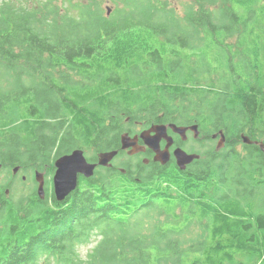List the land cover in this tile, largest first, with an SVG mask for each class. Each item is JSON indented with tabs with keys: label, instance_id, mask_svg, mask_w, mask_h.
<instances>
[{
	"label": "trees",
	"instance_id": "obj_1",
	"mask_svg": "<svg viewBox=\"0 0 264 264\" xmlns=\"http://www.w3.org/2000/svg\"><path fill=\"white\" fill-rule=\"evenodd\" d=\"M52 1L67 4L65 12L50 9ZM193 1L198 7L178 14L164 0H121L108 17L99 0H48L44 14L0 3L1 167L17 166L14 157L41 167L79 148L76 141L96 154L118 150L122 119L141 113L147 124L204 127L191 107L200 105L211 111L205 118L212 130L224 133L230 169L239 175L253 169L254 148L244 144V157L233 148L241 134L252 138L257 122L264 132V118H258L264 116V0ZM233 36L238 38L231 45ZM153 49L151 67L142 55ZM145 64L150 82H135ZM66 71L81 81H70ZM201 74L206 84L197 80ZM94 78L114 85L101 94L80 84ZM178 100L191 108L186 111ZM217 105L226 111L222 120L213 116ZM203 156L187 172L170 163L151 166L149 185L129 168L116 173L130 181L113 184L112 171L96 178V170L92 178H79L62 202L52 192L48 206L34 193L22 214L0 192V264H262L264 208L255 212L248 195L212 190L221 174L216 157ZM91 159L96 162V155ZM247 181L253 192L259 182L251 170ZM152 214L167 221L151 224ZM195 225L202 227L193 235L188 231ZM184 234L196 239H178ZM93 237L99 241L82 259L78 248Z\"/></svg>",
	"mask_w": 264,
	"mask_h": 264
},
{
	"label": "rangeland",
	"instance_id": "obj_2",
	"mask_svg": "<svg viewBox=\"0 0 264 264\" xmlns=\"http://www.w3.org/2000/svg\"><path fill=\"white\" fill-rule=\"evenodd\" d=\"M78 1V0H77ZM81 1L83 4L87 3V0H79ZM48 0H0V3H5V5H10L12 7L15 8H26L28 10H36L38 13H42L44 14L45 12V8L44 5L45 3H47ZM164 2H166L168 4V6L170 8H174L175 10H177L178 14H183L186 10H188L189 8L193 7L196 8L195 5L197 6V4L194 3L193 0H164ZM100 6H101V10L102 12L107 15V17L109 15L112 14L113 10H114V4L117 3L118 6L122 5L121 4V0H99ZM50 9H54L59 10V13L62 14L65 12V10L67 9V4L62 3L61 1H52L51 4H48ZM198 7V6H197ZM73 15L77 14L76 10H74L73 12H71ZM238 36H233L232 38H230L228 40V42L233 45L235 42H237ZM112 42V39L109 41V43ZM157 42H151L148 44V46H155V48L158 47ZM161 45V44H160ZM108 46V45H107ZM147 46V45H146ZM145 46V48H146ZM162 47V46H161ZM163 50V49H162ZM147 54L142 55L143 59H144V63L148 64L149 66H151L149 64V59L153 58V50H147ZM192 54V53H191ZM116 57L117 55H115L113 57V62H117L116 61ZM162 63L165 65L166 61L163 60ZM145 64L141 65V67H139V71L140 74L139 75H135V82H150L149 76L147 75V72L145 70V68H147L148 66ZM205 65H209V60H207V64L205 63ZM147 66V67H146ZM152 67V66H151ZM157 68V67H156ZM206 68V67H205ZM143 70V73H141V71ZM145 70V71H144ZM115 74L121 78L125 80V75L122 74L118 68H115L114 70ZM65 76L68 77L70 79V81L72 82H80L81 78L79 76H76V74L74 73H70V72H65ZM171 74V73H169ZM7 78V77H6ZM173 78L174 79H179V76L177 74H173ZM152 79H156V73L153 74ZM93 82H89V81H83V85H87L89 91L93 92L94 89H96V92L98 91V88H100L101 90V94L103 93V89L106 85L108 86H113L114 83H105L104 79H97L94 78L92 79ZM199 80L201 83L206 84V82H208L207 78H205L204 74H201L200 77L197 79ZM120 83V81H119ZM79 84V85H80ZM125 88V87H123ZM138 90H140V88H138ZM90 93H86V95H90L93 98H95V96H93ZM34 94L37 95V91H33ZM49 94V92H48ZM42 96V94L40 95V97ZM50 96V94H49ZM51 98V96L49 97ZM108 100H114L112 98H105L104 101H108ZM98 101V100H96ZM176 103L180 106L182 105L185 110L187 111L189 108L194 107V117H197L198 120H202L205 121L204 127H202L203 129V133L205 134V136H207L209 139H207L204 142H200L198 144H187L186 147L193 151V149H195V151L198 154H202L200 156V159H205L206 153L209 154V156H215L216 158H214V164L218 167L219 172L221 174V182L220 183H213L212 186V190L216 187V189L219 191V195L227 193L230 197H241V198H245V195L250 196L251 200L253 201V205H254V211L255 212H261L264 208V177H262V175L260 174L259 170V174L257 173L256 169H249L251 170V173L253 174L254 179L258 180V187H256L253 192H249L252 191L251 185L249 186V181H247L248 176H249V170H242L241 174L239 175L238 172L239 170H232L230 168L232 167V158L227 159V156H225L229 149H225L224 147L216 150V144L219 140V136L218 133L220 131H222V129H219L216 131H213L212 128L210 127L211 119L205 118L207 116V113H211V111L208 109V107L206 106H190L189 103H184L183 101H176ZM139 106V111H141V109L143 107H140V103L138 104ZM141 106H144V103H141ZM215 113L213 114V116H218L220 117V120H222L225 115H226V111L224 109L221 108V105H217L215 107ZM140 114V113H139ZM126 119L124 117L122 120L123 123H121V132H126L129 129H131L132 133H135L138 129L141 128V126H137V125H130ZM133 120H138V122L144 126L145 124H147V122L149 120L146 119L145 113H141V115H138V117H136ZM132 120V121H133ZM57 121V120H56ZM55 122V121H54ZM131 122V121H129ZM206 129V130H205ZM223 132V131H222ZM45 133L47 135L48 131H45ZM215 133V134H214ZM214 134L217 135L216 141H212L210 139V136ZM244 136H247L249 139L251 137V135L247 132L241 134ZM240 135V136H241ZM253 138V137H252ZM107 139H109V137H107ZM107 139L104 138L103 141L107 142ZM69 143V142H68ZM114 142L108 144L109 146L113 145ZM120 144V143H119ZM73 147H79V149L83 150L85 157L88 160H92L91 158H93L94 155H96V152L94 150V148H87L85 146L82 145H77V141L74 142ZM101 145V143H100ZM243 145L244 143L242 142V140L240 139V143L239 144H235L234 148H233V152H236L240 157H244L247 154V151L243 149ZM110 148V147H109ZM109 149L103 150L102 152H107ZM71 151V150H70ZM8 157V156H7ZM10 158V157H9ZM13 159L12 161L17 163L18 165L15 167H18L17 170V174L14 175L12 174V168L14 167H10L8 164V167L2 166L1 170H0V192H3L5 197L7 199H9L12 203H14L15 205L20 207V214L24 213V211L26 210L27 204L30 201V198H32L31 196H34V193L36 192L37 189V184L34 182V173L36 171H38L39 173H42L44 175V198L43 200L46 199L45 204H47L48 206L52 205L51 203V193H52V186H51V181H52V177L54 174V169H52V164L53 161L51 163V161H49L47 164L42 165L40 167V165L36 164H30L28 161V157L27 158H19V157H14V158H10ZM2 160H5V158L3 157V154H0V162ZM141 158H139V160H137V157H132V156H127L126 153H122V155H119L118 157H116L112 163H113V168L110 169V171H112L114 174L111 175V179L110 182L113 183H119L120 180H122V182L126 183L130 180H127L126 178H124L121 174H117L120 172V169H131L134 170V172H136V177L139 178L140 180H144L146 181L144 185H149L150 183L147 182V175L150 172L151 168H145L142 163H141ZM195 163H198L197 161ZM20 166L24 167L23 169L20 168ZM229 168V169H228ZM136 169V170H135ZM98 170V175H96L95 177L98 178L99 176H103L108 173L107 169L104 167H99ZM232 170V171H231ZM109 171V172H110ZM117 172V173H116ZM24 176L25 179H23L22 177ZM263 181V182H261ZM251 187V190H250ZM7 192V193H6ZM177 214L180 213V211H176ZM263 213V212H261ZM150 223H162L167 221V218L165 217H160L158 216V214H152L150 219H149ZM197 226L202 227V225H195V229H189V233L193 232V235H196L197 232H200L199 228H197ZM148 226L145 225V230L144 232H147ZM208 228H209V224H208ZM185 237L184 239L190 240V239H196V237L189 235V234H184V235H178V239H181V237ZM176 237V238H177ZM183 240V239H182ZM99 241L98 237H93L91 242L88 243L85 246H80L78 248V254L81 256L82 259H85L87 253H89L90 251H92V249L96 246V243ZM236 262H241L243 264H257L254 260H247V259H237ZM264 264V262L262 263Z\"/></svg>",
	"mask_w": 264,
	"mask_h": 264
},
{
	"label": "water",
	"instance_id": "obj_3",
	"mask_svg": "<svg viewBox=\"0 0 264 264\" xmlns=\"http://www.w3.org/2000/svg\"><path fill=\"white\" fill-rule=\"evenodd\" d=\"M170 129L172 133L181 136L184 138L186 129L180 128L174 124L168 126L165 125H154L151 126L146 132H141L140 138L142 139L145 146H147L153 153L154 161L159 162L161 165H165L169 160L168 148L172 145V138L168 135L167 129ZM197 132L196 127L191 128ZM197 136V135H196ZM219 140L216 144V150L224 147L225 136L222 131L218 133ZM213 138H217V135H214ZM240 139L245 145L251 144V140L244 135L240 136ZM139 136H130L128 133H122L119 137L120 150L126 151L127 155L132 156L138 152L144 150L139 148L137 141ZM161 140L167 142V146L164 151H160L159 144ZM262 149H264L262 147ZM264 152V150H263ZM119 153L118 150H112L107 152H100L97 154V161L95 163L89 162L84 155L83 150L76 148L66 155H62L56 158L53 162V167L55 168L53 177H52V189L56 201H64L70 194H72L78 188L79 178H91L94 176L95 170L97 167H110L111 161ZM176 167L178 170L184 171L186 166L191 164L194 160H199L200 156L195 154H187L181 149H177L173 154ZM18 167L13 169V173H16ZM34 179L38 184L36 193L40 199L44 198V175L38 171L34 174ZM7 193V192H6Z\"/></svg>",
	"mask_w": 264,
	"mask_h": 264
},
{
	"label": "flooded vegetation",
	"instance_id": "obj_4",
	"mask_svg": "<svg viewBox=\"0 0 264 264\" xmlns=\"http://www.w3.org/2000/svg\"><path fill=\"white\" fill-rule=\"evenodd\" d=\"M258 118L259 119H262V118H264V116L263 115H260V116H258ZM126 121L130 125H132V126L133 125L141 126V128L138 129L135 133L130 132V129L128 131L122 132V133H128L132 137L139 136V140L137 141V143L139 145V148L140 147L141 148L144 147V150L138 152L135 155H132V157H137V160H139V158H141L142 159L141 160V163H142V165L145 168H150L151 166L164 167V166H166L169 163H170V165H173L174 164L175 167H176V161H175V158H174L173 154H174V152L177 149H181L184 152H186L187 154H195V155L201 156L202 154H198L195 151V149H193V151L189 150L186 147V145L188 143L189 144H198L201 141L204 142L207 139H209L207 136H205V134L203 133V130H202L203 128L197 122L184 123L183 125H180V126L176 125V126H178L180 128L186 129L184 138H182L179 135H176V134L172 133L171 130L168 128L167 129V133L172 138L173 142H172V145L168 148V153L170 155L168 162L165 165H161L159 162H155L153 160L155 154L147 146L144 145V143H143L142 139L140 138V135L139 134L141 132L142 133L143 132H146L147 130L150 129L151 126H154V125H165V126H168V125H170L172 123H161V124L149 123V124H145L144 126H142L138 122V120H133V121L129 122V119H126ZM192 127H196L197 128V132H196V135L197 136L195 135V131H193L191 129ZM260 127H261V123L260 122H257L256 123V127L253 129V134H252V137L253 138L250 139L252 143L249 144V145H247V146H251V147L254 148V150H255V160H256V162L254 163V169L257 170V173L258 174L260 172V174L262 175V177H264V152H263L264 149H262V147L264 148V132L261 130ZM214 134H212L210 136V139L212 141H216V138L215 139L213 138ZM224 145H225V143H224ZM166 146H167V142L165 140H161V142L159 144L160 151H164L165 148H166ZM124 153L127 154V150L124 151ZM127 156H129V155H127ZM195 162H196V160H194L191 164L187 165L184 171H181V170H178V171H180V172H187L188 170H190V169H192V168L195 167V164H194ZM121 170H123V169H120V172H121V174L123 173V175H124L125 174V170H123V171H121ZM258 170H259V172H258ZM136 175L137 174L135 173L134 177H136Z\"/></svg>",
	"mask_w": 264,
	"mask_h": 264
}]
</instances>
